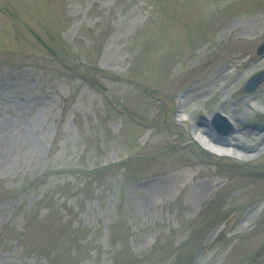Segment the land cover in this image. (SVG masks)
Wrapping results in <instances>:
<instances>
[{
    "label": "rangeland",
    "instance_id": "374dc122",
    "mask_svg": "<svg viewBox=\"0 0 264 264\" xmlns=\"http://www.w3.org/2000/svg\"><path fill=\"white\" fill-rule=\"evenodd\" d=\"M263 42L264 0H0V264H264Z\"/></svg>",
    "mask_w": 264,
    "mask_h": 264
},
{
    "label": "bare ground",
    "instance_id": "6f19581e",
    "mask_svg": "<svg viewBox=\"0 0 264 264\" xmlns=\"http://www.w3.org/2000/svg\"><path fill=\"white\" fill-rule=\"evenodd\" d=\"M229 119L232 120L233 118L230 116ZM244 129L245 128H241L242 131ZM261 129H263L261 132H259V131L258 132L257 131H253V132L256 135L260 134V133H263L264 132V128H261ZM192 130L194 131V134H195L196 138L199 140V142L204 147L209 149L210 151H213V152L218 153V154H231V155H233L235 157H239L237 152H240V151H242L244 153L246 151V153H248V151H247L248 148L245 146L243 141L240 140L239 138H236V137L232 136L233 134L229 135L227 137V139L216 143L215 142L216 140L210 135L208 129L204 128V129H202L200 131H197V128L195 126H193Z\"/></svg>",
    "mask_w": 264,
    "mask_h": 264
},
{
    "label": "water",
    "instance_id": "95a60500",
    "mask_svg": "<svg viewBox=\"0 0 264 264\" xmlns=\"http://www.w3.org/2000/svg\"><path fill=\"white\" fill-rule=\"evenodd\" d=\"M263 52H264V45H262L258 49V53L259 54H261ZM263 80H264V71L252 76L248 80V82L246 83L244 90L246 92L253 91ZM212 123L217 128V130L220 133H222V134H226L227 133V131H225L227 129V121H226V119L223 116H221L219 114H216V116L214 117Z\"/></svg>",
    "mask_w": 264,
    "mask_h": 264
}]
</instances>
